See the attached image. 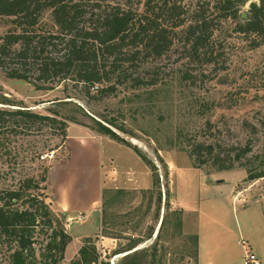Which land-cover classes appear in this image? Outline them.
Listing matches in <instances>:
<instances>
[{
    "label": "rangeland",
    "instance_id": "374dc122",
    "mask_svg": "<svg viewBox=\"0 0 264 264\" xmlns=\"http://www.w3.org/2000/svg\"><path fill=\"white\" fill-rule=\"evenodd\" d=\"M105 1L135 8L140 2ZM248 10L249 5L243 9ZM11 21L0 17V39ZM40 28L57 31L51 11L42 16ZM222 28L216 33L213 58L202 54L192 59L178 43L160 59L141 58L137 77L145 84L139 88L130 81L118 85L115 79L102 86H114L113 92L93 90L86 96L82 86L72 81L37 87L7 79L0 71V108L56 113L68 128L80 126L112 140L111 135L99 133L104 126L118 140L112 141L131 149L141 162L117 147L104 154V170L111 167L107 161L115 155L119 161L112 166L118 164L132 173L123 175L114 169L111 187L103 191L92 221L82 213L67 222L45 192L71 240L61 264H122L126 255L143 249L158 264H198V215L185 213L184 208L202 211L204 221L228 226L237 264H244L243 241L255 253L241 234L245 222L253 219L250 210L242 207L256 203L264 207V179L247 180L250 172L264 165V46L252 49L235 33L234 25L231 30ZM2 133L0 189L17 188L28 178L40 180L44 170L69 156L59 126L47 125L40 132L12 127ZM189 143L218 145L232 158L240 150L250 152L243 166L237 163L232 170H219L212 162L197 168ZM52 154L53 158H45ZM140 155L158 169L159 186ZM142 165L151 177L148 189L134 180ZM74 238L79 241L72 245ZM83 247L85 259L79 253ZM131 247L135 249L129 251Z\"/></svg>",
    "mask_w": 264,
    "mask_h": 264
},
{
    "label": "trees",
    "instance_id": "16d2710c",
    "mask_svg": "<svg viewBox=\"0 0 264 264\" xmlns=\"http://www.w3.org/2000/svg\"><path fill=\"white\" fill-rule=\"evenodd\" d=\"M247 5L249 10L244 12ZM47 11L52 12L55 32L40 28ZM0 17L12 18L11 28L0 39V71L7 79L37 87L72 81L82 86L86 96L93 90L113 92L114 86H102L115 79L118 85L130 81L135 88L144 86L136 63L141 58L160 59L177 43L192 59L202 54L213 58L216 33L222 27L231 30L234 25L235 33L252 49L264 46V0H140L136 8L105 0H0ZM53 115L0 108V138L12 127L40 132L47 125L59 126L67 138L68 123ZM99 133L118 141L104 126ZM189 146L197 168L212 162L222 171L234 169L237 163L243 166L250 152L240 150L232 158L215 144ZM140 157L159 186L158 169ZM48 171L40 180L28 178L17 188L0 189V264H61L64 260L71 240L47 203ZM260 179H264V165L247 178ZM79 253L85 259V247ZM122 264L158 263L149 260L148 250L143 249L126 255Z\"/></svg>",
    "mask_w": 264,
    "mask_h": 264
},
{
    "label": "crops",
    "instance_id": "0c3cea01",
    "mask_svg": "<svg viewBox=\"0 0 264 264\" xmlns=\"http://www.w3.org/2000/svg\"><path fill=\"white\" fill-rule=\"evenodd\" d=\"M65 143L69 156L55 162L48 171L46 183L48 200L67 222L82 213H86L89 221H92L96 217L95 212L101 203L103 191L111 187L116 174L115 170L123 175L132 173H125L118 164L115 167L112 166L119 161L115 155L108 158L107 162L111 167L104 170V154L109 149L117 147L132 155L138 164L141 162L131 149L120 146L115 141L102 138L80 126L68 128ZM143 166H140L142 167L140 176H134V180H137L139 187L143 185V189H148L151 177ZM142 174L145 176L143 179ZM129 185L131 186L132 182H129ZM242 209L250 210L253 219L245 222L241 234L251 242L261 264H264V207L257 203L247 206L243 204ZM184 211L188 214L195 212L198 215V264H237L236 252L232 247L234 243H231L234 236L228 226L222 221L212 223L204 221L202 211L195 209L191 211L188 208H184ZM78 241L79 239L74 238L71 244H76Z\"/></svg>",
    "mask_w": 264,
    "mask_h": 264
},
{
    "label": "built area",
    "instance_id": "2783aa9c",
    "mask_svg": "<svg viewBox=\"0 0 264 264\" xmlns=\"http://www.w3.org/2000/svg\"><path fill=\"white\" fill-rule=\"evenodd\" d=\"M53 156H54L53 154L50 156L47 155L45 158L47 157L53 158ZM81 219H83V217H81ZM243 246L245 248L244 264H261V261L256 255V253H254V251L251 250V247L245 241H243Z\"/></svg>",
    "mask_w": 264,
    "mask_h": 264
},
{
    "label": "water",
    "instance_id": "95a60500",
    "mask_svg": "<svg viewBox=\"0 0 264 264\" xmlns=\"http://www.w3.org/2000/svg\"><path fill=\"white\" fill-rule=\"evenodd\" d=\"M243 18H246V15H243Z\"/></svg>",
    "mask_w": 264,
    "mask_h": 264
},
{
    "label": "bare ground",
    "instance_id": "6f19581e",
    "mask_svg": "<svg viewBox=\"0 0 264 264\" xmlns=\"http://www.w3.org/2000/svg\"><path fill=\"white\" fill-rule=\"evenodd\" d=\"M142 247V246H141ZM121 257V256H120ZM118 259V258H117Z\"/></svg>",
    "mask_w": 264,
    "mask_h": 264
}]
</instances>
